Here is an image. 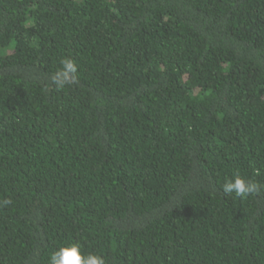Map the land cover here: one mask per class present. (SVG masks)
Returning <instances> with one entry per match:
<instances>
[{
    "label": "trees",
    "instance_id": "trees-1",
    "mask_svg": "<svg viewBox=\"0 0 264 264\" xmlns=\"http://www.w3.org/2000/svg\"><path fill=\"white\" fill-rule=\"evenodd\" d=\"M68 244L264 264V0H0V264Z\"/></svg>",
    "mask_w": 264,
    "mask_h": 264
},
{
    "label": "clouds",
    "instance_id": "clouds-1",
    "mask_svg": "<svg viewBox=\"0 0 264 264\" xmlns=\"http://www.w3.org/2000/svg\"><path fill=\"white\" fill-rule=\"evenodd\" d=\"M62 69L52 75L51 82L57 89L63 88L70 81L75 80L77 68L70 59L62 60ZM260 185L248 180L239 174L233 175L224 181L222 191L225 195L235 194L237 197H246L257 193ZM7 204L9 201H4ZM49 264H105L102 256L95 253L83 254L76 244L60 246L49 257Z\"/></svg>",
    "mask_w": 264,
    "mask_h": 264
}]
</instances>
